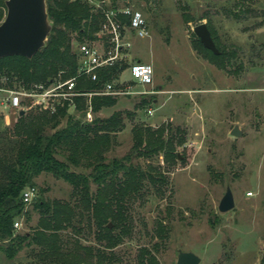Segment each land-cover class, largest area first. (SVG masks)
I'll return each mask as SVG.
<instances>
[{"label": "rangeland", "instance_id": "obj_1", "mask_svg": "<svg viewBox=\"0 0 264 264\" xmlns=\"http://www.w3.org/2000/svg\"><path fill=\"white\" fill-rule=\"evenodd\" d=\"M117 2L141 11L146 19L147 34L131 35V60L150 62L154 81L141 87L146 92L118 97L99 109L101 117L117 110L124 115V127L109 133L108 148L100 150L107 161L130 153L134 163L150 164L168 182L162 185L163 195L147 182L142 194L128 202L132 229L115 253L121 263L136 264L138 248L158 241L160 264H175L179 248L199 254L198 264H264V0ZM5 10L0 0V21ZM201 21L212 30L222 56L199 43L194 26ZM75 41L73 33L72 50ZM128 111L133 115H126ZM16 115L0 106V129L10 127ZM140 125L163 127L164 137L174 140L172 162L162 151L148 157L133 154L135 127ZM79 159L68 167L86 175L98 160ZM89 183L94 191L91 176ZM227 185L235 206L220 212ZM34 187V195L44 199L71 194V185L49 172L37 175ZM31 199L23 205L28 219L15 217L17 233L30 232L38 218ZM159 221L168 228L164 239L155 236ZM64 233L84 245L98 243L87 223L78 233L69 228ZM32 246H23L11 258L0 249V264H46L30 253Z\"/></svg>", "mask_w": 264, "mask_h": 264}, {"label": "trees", "instance_id": "obj_2", "mask_svg": "<svg viewBox=\"0 0 264 264\" xmlns=\"http://www.w3.org/2000/svg\"><path fill=\"white\" fill-rule=\"evenodd\" d=\"M117 1L112 0V4ZM45 3L51 27L44 44L30 57L0 56V84L2 78L7 86L19 81L24 84L42 81L59 71L62 78L74 76L77 63L76 52L70 47L72 34L78 41L93 37L102 14L94 11L87 0H45ZM198 41L201 43L199 37ZM203 46L216 57L225 53L218 46V54ZM121 70L116 64L100 69L97 79L77 75L75 89L101 87L107 79L118 77ZM116 98L93 94L92 120L84 119L87 96L76 95L73 106L65 101L52 113L32 108L18 111L11 126L0 129V249L6 257L11 258L23 246L34 243L36 246L31 247L30 253L46 264H123L114 248L132 229L128 202L142 194L147 182L158 196L163 195L162 185L168 179L150 164L134 163L130 153L108 161L102 155L101 150L109 146V133L124 127L120 110L108 117L98 115L99 109L114 104ZM145 100L141 98V102ZM126 115L132 116L133 112ZM62 119L64 123L57 128ZM163 132V127L152 130L136 126L133 154L148 157L162 151L165 159L172 162L174 140L164 137ZM80 157L98 159L89 174L96 182L94 191L90 190L89 175L68 167V162L79 164ZM45 172L66 180L71 185L70 197L59 200L34 195L31 204L38 210V218L30 232L17 233L13 225L15 217L25 215L28 219L29 215L23 208L21 191L34 186L37 175ZM84 223L94 233L96 246L84 245L64 233L68 228L78 233ZM167 233V226L159 221L155 236L164 239ZM157 245L158 241L153 246L141 245L136 252V264H160Z\"/></svg>", "mask_w": 264, "mask_h": 264}, {"label": "built area", "instance_id": "obj_3", "mask_svg": "<svg viewBox=\"0 0 264 264\" xmlns=\"http://www.w3.org/2000/svg\"><path fill=\"white\" fill-rule=\"evenodd\" d=\"M94 11L102 14L97 31L93 37L74 42L77 68L74 76L62 78L61 71L55 76L42 81L14 82L7 86L3 78L0 84V106L2 108L19 110L36 109L38 111L54 112L58 105L65 101L73 106L74 96H87V109L84 119L92 120L91 96L93 94L112 95L116 97L134 96L146 92L141 87L154 81V66L141 59L132 61L131 35L143 37L147 34L146 19L139 10L130 6L113 5L112 0H87ZM120 5V6H119ZM118 64L122 70L118 77L107 79L101 87L78 91L75 89L77 75L97 79L99 70ZM128 75H125V72ZM148 112L153 109L148 107ZM22 200L28 203L35 194V187L29 185L21 191ZM14 226L18 221L14 220Z\"/></svg>", "mask_w": 264, "mask_h": 264}, {"label": "water", "instance_id": "obj_4", "mask_svg": "<svg viewBox=\"0 0 264 264\" xmlns=\"http://www.w3.org/2000/svg\"><path fill=\"white\" fill-rule=\"evenodd\" d=\"M5 14L0 21V56L20 54L32 56L50 33L51 23L46 12L45 0H4ZM194 31L201 43L218 54L219 48L214 42L211 30L205 21L194 26ZM22 113V110H19ZM235 132V131H234ZM235 206L231 186L226 191L218 205L220 212L232 209ZM175 264H198L199 254L191 250L178 249Z\"/></svg>", "mask_w": 264, "mask_h": 264}]
</instances>
